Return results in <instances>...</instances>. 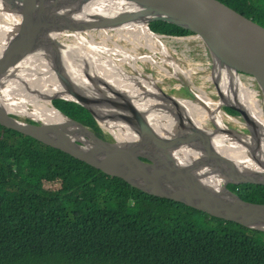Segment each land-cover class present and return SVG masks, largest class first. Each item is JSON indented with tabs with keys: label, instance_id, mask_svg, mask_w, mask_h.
Returning <instances> with one entry per match:
<instances>
[{
	"label": "water",
	"instance_id": "obj_1",
	"mask_svg": "<svg viewBox=\"0 0 264 264\" xmlns=\"http://www.w3.org/2000/svg\"><path fill=\"white\" fill-rule=\"evenodd\" d=\"M22 0H0L15 6ZM45 23L16 43L0 47V79L22 73L53 85L51 107L66 122H42L30 115L9 114L0 101V126L59 150L144 193L179 202L212 217L264 232V204L243 200L228 184L264 186V26L220 0H30ZM174 25L190 34L158 31ZM112 44L111 51L95 38ZM200 42L210 58L209 81L216 101L194 94L177 98L148 75L127 70L120 59L124 46L148 47L151 41ZM87 44H92L87 47ZM229 67L236 84L251 79L262 113L241 103L240 91L221 82L219 66ZM225 79V78H223ZM139 89H147L142 91ZM73 102L95 119L111 141L52 106ZM139 101V103H138ZM216 105L245 129L200 116L195 105ZM168 105L156 111L154 103ZM215 107V106H214ZM229 108L241 120L223 111ZM21 117H24L22 119ZM31 122H28L27 120ZM111 120L119 134L105 127ZM245 130V131H244ZM237 152L227 157L215 148ZM224 177V181L221 179ZM217 178L221 182L217 181Z\"/></svg>",
	"mask_w": 264,
	"mask_h": 264
},
{
	"label": "trees",
	"instance_id": "obj_2",
	"mask_svg": "<svg viewBox=\"0 0 264 264\" xmlns=\"http://www.w3.org/2000/svg\"><path fill=\"white\" fill-rule=\"evenodd\" d=\"M220 1L264 26V0ZM52 106L112 140L83 107ZM227 188L264 204L262 185ZM0 264H264V232L144 193L0 126Z\"/></svg>",
	"mask_w": 264,
	"mask_h": 264
},
{
	"label": "bare ground",
	"instance_id": "obj_3",
	"mask_svg": "<svg viewBox=\"0 0 264 264\" xmlns=\"http://www.w3.org/2000/svg\"><path fill=\"white\" fill-rule=\"evenodd\" d=\"M39 12L38 7L32 4L30 0H22L15 6L0 3V47L24 40L32 34L35 27L45 23ZM147 45L150 46L148 49L153 54L158 53L160 56L151 59L144 54L143 50L123 49L120 53L129 58H121L122 62L136 69L139 67L143 76L142 67L148 62H151L158 66L161 72H165L169 76L176 77L178 73H184V76L190 81V71H184L181 68L161 41H151ZM137 60L142 62L138 64L136 62ZM164 64L172 71L164 68ZM218 74L221 75V82L224 83V87H227L226 84L229 83L240 91L241 95H238V97L240 96L239 100L241 103L256 113H262L261 103L256 99L255 92L251 91L247 86L241 84L237 86L236 78L229 67H225L224 65L219 66ZM52 87L53 85H48L45 81L34 78L29 74L26 76L22 73L5 75L0 79V101L5 111L9 114H17L20 116L30 115L42 122H66V119L50 105L49 99L58 95V92ZM193 89L198 92L201 98L206 97L207 94L203 90L195 86H193ZM153 106H155L156 111L170 110L168 105L158 102L154 103ZM214 106L213 104L202 101L195 105L194 109L200 116L218 121L220 112L218 107L216 105ZM105 122V127L119 134L122 129L119 124L111 120H106ZM112 128L114 129L112 130ZM215 151L219 155H224V157H230L237 153L224 147L215 148ZM257 153L264 163V155L262 152L257 150ZM221 179L223 181L225 180L223 176H221ZM217 181L221 182L218 178Z\"/></svg>",
	"mask_w": 264,
	"mask_h": 264
},
{
	"label": "rangeland",
	"instance_id": "obj_4",
	"mask_svg": "<svg viewBox=\"0 0 264 264\" xmlns=\"http://www.w3.org/2000/svg\"><path fill=\"white\" fill-rule=\"evenodd\" d=\"M94 38L96 41H101V38ZM162 43L167 48L168 52L175 58V61L181 66V68L184 71H190V81L187 80L184 73H178L177 78H174L167 75L165 72H161L159 68L150 66L149 64L143 67L144 73L154 79L161 89L177 98L193 99V93L198 94V92L193 89V86H195L203 89L208 97L216 101L215 91L208 77L210 68H206L205 65L207 61L210 62V58L206 51L205 54L203 53L204 51L202 49V45H199L196 42L163 41ZM150 52L152 53L151 50L148 51L147 49H144V53L148 54ZM136 62L139 63L142 61L137 60ZM203 69H205L204 72ZM168 70L172 71L169 68ZM205 71L208 73L207 75ZM242 79L245 78L242 77ZM246 81V79L243 81L244 86H246ZM254 91L256 90L254 89ZM21 118L24 119V117ZM218 119L225 121L227 118L225 116H221ZM239 120L241 119L239 118ZM238 125L241 130L242 126L240 124ZM113 129L114 128H112V130Z\"/></svg>",
	"mask_w": 264,
	"mask_h": 264
},
{
	"label": "built area",
	"instance_id": "obj_5",
	"mask_svg": "<svg viewBox=\"0 0 264 264\" xmlns=\"http://www.w3.org/2000/svg\"><path fill=\"white\" fill-rule=\"evenodd\" d=\"M163 41H165V40H162L161 42H163ZM197 44H199V45H202V49H203V53L205 54V51L207 52V50H206V48H205V46L202 44V43H200V42H196ZM95 44H97V46H99V47H102V48H105V49H108V50H110L111 51V47H112V44L111 43H109V42H107V41H105V43H101L100 41H96L95 40ZM89 45H92V44H87V47L89 46ZM95 46V45H94ZM150 46H148V47H145V48H143V49H136V50H143L144 51V49H147V50H149L148 48H149ZM123 49H134V48H131V47H129V46H124L123 48H122V50ZM208 53V52H207ZM122 54V53H121ZM146 56H148L149 58H151V59H155V57H158V56H160L158 53H155V54H153V53H148V54H146V53H144ZM158 55V56H157ZM171 55V54H170ZM120 57V59L121 58H123V59H127V58H129V57H127L126 55H120L119 56ZM122 60V59H121ZM138 63V62H137ZM138 64H140V62L138 63ZM147 64H149L150 66H153V67H157L158 68V66H156V65H154L153 63H151V62H148ZM146 64V65H147ZM123 65L127 68V70L128 71H130V72H132V73H134V74H137V75H141V76H143V74H142V72H141V70H140V68L138 67V69H136L135 67H131L130 65H128V64H124L123 63ZM145 66V65H144ZM143 66V67H144ZM164 68H169L168 66H166L165 64H164ZM143 67H142V69H143ZM206 68H210V62H208V63H206ZM170 69V68H169ZM204 70L205 69H203V72H204ZM143 73H144V69H143ZM205 73H206V71H205ZM191 74V73H190ZM204 74V73H203ZM208 73H206V75H207ZM144 75H146L145 73H144ZM205 75V74H204ZM203 75V76H204ZM144 77V76H143ZM171 77H173V76H171ZM208 77H209V74H208ZM174 78H177V75H176V77H174ZM240 79H241V81H244V79H242V77H240ZM250 83H253V85H254V82L251 80V79H249V80H247V83H246V86H247V88H249L251 91H253V92H257V89L254 87V86H252ZM199 89H201V88H199ZM254 89L256 90V91H254ZM139 90H142V91H147V89H139ZM201 90H203V89H201ZM204 91V90H203ZM195 95H197L198 97H200L198 94H196L195 93ZM116 133V132H115Z\"/></svg>",
	"mask_w": 264,
	"mask_h": 264
},
{
	"label": "flooded vegetation",
	"instance_id": "obj_6",
	"mask_svg": "<svg viewBox=\"0 0 264 264\" xmlns=\"http://www.w3.org/2000/svg\"><path fill=\"white\" fill-rule=\"evenodd\" d=\"M206 63H208V61L206 62ZM206 65V64H205ZM241 77H243V78H245L246 80H249L248 78H246L245 76H241ZM244 79V80H245ZM247 82V81H246ZM252 86H254L255 88H256V86L255 85H253V83H250ZM190 88V87H189ZM172 92V91H171ZM223 111L226 113V114H228L229 116H232V115H230L228 112H226L225 110H224V108H223ZM232 117H234L235 119H238L239 120V116H232ZM225 123L227 124V125H229L231 128H233V129H236L237 127H238V125H235V123L232 121V120H230V119H225ZM241 129H245V128H242L241 127Z\"/></svg>",
	"mask_w": 264,
	"mask_h": 264
},
{
	"label": "clouds",
	"instance_id": "obj_7",
	"mask_svg": "<svg viewBox=\"0 0 264 264\" xmlns=\"http://www.w3.org/2000/svg\"><path fill=\"white\" fill-rule=\"evenodd\" d=\"M102 129V128H101ZM110 136V135H109ZM111 137V136H110Z\"/></svg>",
	"mask_w": 264,
	"mask_h": 264
}]
</instances>
